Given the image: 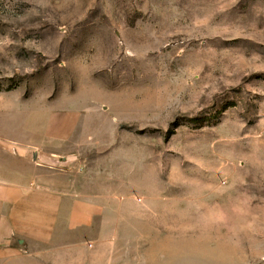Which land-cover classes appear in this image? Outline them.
I'll return each mask as SVG.
<instances>
[{
    "label": "rangeland",
    "instance_id": "rangeland-1",
    "mask_svg": "<svg viewBox=\"0 0 264 264\" xmlns=\"http://www.w3.org/2000/svg\"><path fill=\"white\" fill-rule=\"evenodd\" d=\"M70 139L80 264H264V0H0V153Z\"/></svg>",
    "mask_w": 264,
    "mask_h": 264
},
{
    "label": "crops",
    "instance_id": "crops-1",
    "mask_svg": "<svg viewBox=\"0 0 264 264\" xmlns=\"http://www.w3.org/2000/svg\"><path fill=\"white\" fill-rule=\"evenodd\" d=\"M58 130L55 137L69 138L66 128ZM35 145L27 164L13 158L23 148L10 150L13 157L0 153V264H80L75 255L86 245L79 232L96 239L104 211L96 184L70 167L86 145L72 139Z\"/></svg>",
    "mask_w": 264,
    "mask_h": 264
}]
</instances>
